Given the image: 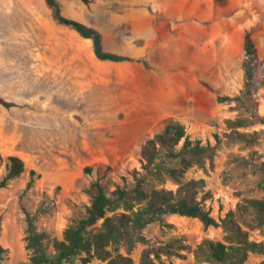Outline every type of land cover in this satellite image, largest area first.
Instances as JSON below:
<instances>
[{
  "label": "rangeland",
  "instance_id": "rangeland-1",
  "mask_svg": "<svg viewBox=\"0 0 264 264\" xmlns=\"http://www.w3.org/2000/svg\"><path fill=\"white\" fill-rule=\"evenodd\" d=\"M58 1L67 16L102 32L106 50L134 60H99L92 40L59 24L45 0H0V96L16 103L0 104V182L10 155L26 163L0 188L3 264L30 259L28 213L37 214L39 229L62 237L91 206L93 183L108 194L133 187L144 171V143L168 118L181 121L193 140L217 146L216 154L182 180L150 177L149 189L176 192L182 181L203 180L198 200L218 220L245 198L264 196L257 167L264 161V0ZM146 22L149 37L142 34ZM248 31L258 55L250 94L243 67ZM237 118L247 124H227ZM143 234L147 241L131 253L136 264L148 246L158 248L156 264H197L199 243L224 238L222 227L180 214L165 215ZM251 235L264 241L260 230ZM263 261L251 254L246 264Z\"/></svg>",
  "mask_w": 264,
  "mask_h": 264
},
{
  "label": "trees",
  "instance_id": "trees-1",
  "mask_svg": "<svg viewBox=\"0 0 264 264\" xmlns=\"http://www.w3.org/2000/svg\"><path fill=\"white\" fill-rule=\"evenodd\" d=\"M45 1L59 24L92 40L94 53L99 60H134L131 56L106 50L102 32L67 16L58 0ZM81 1L90 4L94 0ZM244 49L245 93L250 94L258 64L252 31L245 35ZM232 99L230 96H219L221 102ZM0 104L8 108L16 105L1 96ZM227 124L235 128L245 126L247 121L242 118L228 119ZM216 147L204 144L199 139L193 140L181 121L168 118L163 129L144 143L141 152L144 171L135 175L133 187H118L108 194L100 182L93 183L90 188L91 206L80 219L64 230L62 237L39 229L37 214L28 213L26 247L30 259L25 264H68L78 258L84 263L97 258L107 261V264H136L131 253L138 243L147 241L144 229L168 214L197 217L207 227L223 228V240L206 238L197 245L194 251L197 264H246L251 254L264 256V241L254 240L251 235V230H260L264 234V196L245 198L237 209L230 210L218 220L198 200L203 180L182 181L176 192L164 188H148L150 177L160 180L164 174H168L182 180L190 168L204 167L208 160H213ZM8 160V171L0 182V188L6 187L26 169L25 161L19 156L10 155ZM174 162L175 166L169 165ZM257 167L262 174L259 186L264 189V161L257 164ZM36 174L35 170L31 171L28 188L33 185ZM122 246H125L126 254L121 252ZM7 252L0 239V264H3ZM154 254L159 255L158 248L146 247L139 264H156ZM260 264H264V261Z\"/></svg>",
  "mask_w": 264,
  "mask_h": 264
},
{
  "label": "crops",
  "instance_id": "crops-1",
  "mask_svg": "<svg viewBox=\"0 0 264 264\" xmlns=\"http://www.w3.org/2000/svg\"><path fill=\"white\" fill-rule=\"evenodd\" d=\"M142 26H143L142 34L143 35H147L149 37V35L151 34V25L148 22H146ZM108 62H112V63H125L127 61H123V62L108 61Z\"/></svg>",
  "mask_w": 264,
  "mask_h": 264
}]
</instances>
